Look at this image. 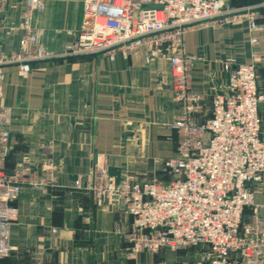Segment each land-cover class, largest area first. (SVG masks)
Listing matches in <instances>:
<instances>
[{"label": "crops", "instance_id": "1", "mask_svg": "<svg viewBox=\"0 0 264 264\" xmlns=\"http://www.w3.org/2000/svg\"><path fill=\"white\" fill-rule=\"evenodd\" d=\"M33 14L38 43L63 54L80 30L84 0H43ZM236 8L258 9L262 31L247 23L207 26L188 34L186 50L194 58L191 89L204 99L206 115L216 95L228 92L225 65L259 57L258 84L264 94V0H224ZM27 0H0V53L20 49ZM258 39L253 47L251 38ZM234 65V64H233ZM3 103L13 109L5 171L21 172L38 187L17 189L13 204L9 257L0 264H185L164 250L128 255L132 217L121 205L99 207L89 186L95 172L116 181L132 176L170 182L164 161L175 155L179 135L171 129L183 114L176 101L170 58H149L140 50L128 58L93 55L37 63L23 78L16 66L5 69ZM260 117L264 128V104ZM200 121H203L199 117ZM264 207V185L256 187ZM245 211L244 222L251 220ZM264 214V210H260ZM202 255L194 256V264Z\"/></svg>", "mask_w": 264, "mask_h": 264}, {"label": "built area", "instance_id": "2", "mask_svg": "<svg viewBox=\"0 0 264 264\" xmlns=\"http://www.w3.org/2000/svg\"><path fill=\"white\" fill-rule=\"evenodd\" d=\"M27 7L19 51L0 53V262L12 251L17 189L39 186L21 172L5 171L13 120V109L2 101L5 69L16 66L25 78L35 64L53 59L128 58L145 50L149 58L164 53L170 58L175 99L183 105V114L171 126L179 135L178 146L163 166L170 182L132 176L116 181L97 171L89 186L78 181L76 188L90 192L99 207L125 208L132 217L129 256L200 248L203 255L195 264H264V207H257L255 199L256 187L264 185L259 57L225 65L228 92L213 98L207 117L203 97L191 89L195 60L186 50L188 34L207 26L247 23L251 33L262 31L259 8L232 10L224 0H84L75 40L63 54L53 56L38 43L31 25L44 1L27 0ZM250 43L256 47L258 39ZM247 210L252 211L251 220L245 223Z\"/></svg>", "mask_w": 264, "mask_h": 264}, {"label": "rangeland", "instance_id": "3", "mask_svg": "<svg viewBox=\"0 0 264 264\" xmlns=\"http://www.w3.org/2000/svg\"><path fill=\"white\" fill-rule=\"evenodd\" d=\"M261 6L262 5L255 6V8H259ZM228 8H230L232 10H242V9H245V8H236V7L229 6V5H228ZM246 8H254V7H246ZM132 176H134V175H132ZM159 179H161V178H159ZM167 251H169V252L175 254L176 256H178L179 257V261L181 263L184 262L185 264H194V262H195L194 256L197 257V254L198 255H203V250H201L200 248H192V249L178 250L176 252L171 251V250H167Z\"/></svg>", "mask_w": 264, "mask_h": 264}]
</instances>
